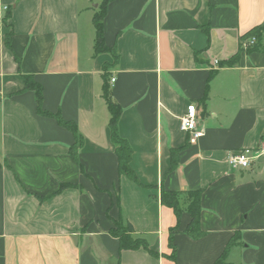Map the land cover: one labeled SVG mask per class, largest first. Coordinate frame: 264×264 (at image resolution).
I'll return each instance as SVG.
<instances>
[{"label": "crops", "instance_id": "obj_1", "mask_svg": "<svg viewBox=\"0 0 264 264\" xmlns=\"http://www.w3.org/2000/svg\"><path fill=\"white\" fill-rule=\"evenodd\" d=\"M101 1L0 0V264H215L225 250L223 264H264V37L259 51L242 47L235 65L219 66L241 50L244 34L264 25V0L108 5L103 39L118 57L109 88L138 185L118 175L110 141L102 72L113 60L93 55ZM25 75L42 86L43 110L77 126L85 175L69 156L72 134L37 115ZM190 104L197 139L180 130ZM241 151L253 166L230 169L228 156ZM63 184L73 187L53 195ZM161 190L202 192L205 235L187 237L183 213L175 261L167 238L176 219L159 203ZM120 215L157 258L119 251L108 217Z\"/></svg>", "mask_w": 264, "mask_h": 264}, {"label": "trees", "instance_id": "obj_2", "mask_svg": "<svg viewBox=\"0 0 264 264\" xmlns=\"http://www.w3.org/2000/svg\"><path fill=\"white\" fill-rule=\"evenodd\" d=\"M116 0H102L99 4L97 11L93 14L92 17V25L94 28V43H93V55L98 56L101 54H109L113 60L112 65L104 64L103 72H102V94L103 99L105 101L107 111L109 113V122L108 128L110 131V141L115 146V156L117 158V170L118 175L120 177H124L131 182L138 185L135 174L130 167L131 160V149L127 142L119 136L118 133V121L121 116V108L118 104H116L111 98L109 81L110 74L109 70L116 65L118 57L116 54L115 47H108L104 43L103 39V20L105 18L108 5ZM10 19V12H7L3 18V23H6ZM12 36V30L5 36L4 44L7 48L11 49L10 46V38ZM264 37V25L258 26L246 34H244L240 38L241 50L229 59L225 63H220L221 66H230L235 65L240 57L242 50L244 52L251 53L257 52L260 50L261 42ZM254 39V43L249 45V41ZM242 47H244L242 49ZM216 72L212 71L209 73L206 90L208 88V84L213 78ZM23 82V90L27 92H32L34 94L35 105H36V113L37 115L45 118L53 119L57 125L68 132H70L74 138L73 145L69 148V156L71 159L77 163L79 166V171L82 175H85L83 167L79 163L78 160V150L82 146L83 139L78 132L77 126L71 121H65L62 119L59 112L50 113L48 111L43 110V88L40 84L34 81L32 76H21ZM207 100V95L202 98V102L205 103ZM177 166V151L171 152V171L175 170ZM72 185L63 184L60 185L58 190L53 194L57 195L62 191L72 188ZM52 195V196H53ZM202 192L198 191H190L185 193L180 192H172L161 190L160 195L158 197L159 203L171 209L176 219L175 226L169 229L168 238H167V246L170 250V255L167 258L171 261H175L177 248L173 243L174 235L178 232L179 222L181 215L183 213H187L190 218V222L187 228L184 231V234L192 240H198L204 237L205 233L201 231L199 227V218L201 212L200 200H201ZM118 203V200H117ZM108 219L112 222L113 226L109 230V235L118 241L119 251H138L143 250L147 252L150 256L157 258L158 254L149 249L147 242L143 238L135 237L133 227L124 222L122 216L120 215L117 220H113L110 217ZM236 236V235H235ZM236 241V237H233V240L227 245L226 249L232 246ZM226 255V250L223 255L215 262V264H223L224 257Z\"/></svg>", "mask_w": 264, "mask_h": 264}, {"label": "built area", "instance_id": "obj_3", "mask_svg": "<svg viewBox=\"0 0 264 264\" xmlns=\"http://www.w3.org/2000/svg\"><path fill=\"white\" fill-rule=\"evenodd\" d=\"M254 43V39L249 41V45ZM114 80L111 79V82ZM198 117L197 110L194 104L186 107L184 114L180 119V130L188 133L192 139H197L200 132L197 128ZM227 165L232 170H246L253 166V158L250 156L249 151H241L230 154L227 158Z\"/></svg>", "mask_w": 264, "mask_h": 264}, {"label": "rangeland", "instance_id": "obj_4", "mask_svg": "<svg viewBox=\"0 0 264 264\" xmlns=\"http://www.w3.org/2000/svg\"><path fill=\"white\" fill-rule=\"evenodd\" d=\"M113 63V62H112ZM112 63L110 65H112Z\"/></svg>", "mask_w": 264, "mask_h": 264}]
</instances>
